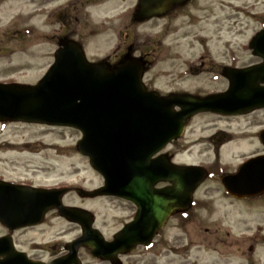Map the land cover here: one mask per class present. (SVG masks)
Masks as SVG:
<instances>
[{
    "label": "rangeland",
    "instance_id": "rangeland-1",
    "mask_svg": "<svg viewBox=\"0 0 264 264\" xmlns=\"http://www.w3.org/2000/svg\"><path fill=\"white\" fill-rule=\"evenodd\" d=\"M63 1L0 0L1 82L35 84L42 77L57 47L50 35L61 30L50 15ZM135 2L100 0L86 8V23L74 20L79 32L88 28L102 32L83 44L90 59L105 57L119 42L125 46V39L126 46L132 40L141 44L146 40L144 80L150 79L161 94L198 96L226 89L225 79L215 69L218 62L227 63L229 57L243 66L258 61L249 41L264 25V0H198L196 8L180 12L172 21L152 19L133 29L119 12ZM262 125L264 110L229 117L199 113L188 120L184 137L166 150L176 152L174 162L178 164L213 168L211 163L218 158L223 169L233 170L262 150L254 138ZM80 137L72 128L0 122V178L40 187H67L63 203L91 211L95 227L108 239L121 227L128 206L107 197H82L75 191L92 190L103 183L88 158L76 150ZM195 199L198 206L193 224L180 229L171 221L162 242L134 256L139 264H264V201L228 199L214 176L203 182ZM6 233L0 223V235ZM79 234L77 224L50 212L44 223L15 231L13 240L30 258L48 262ZM254 237L260 240L253 243ZM79 257L82 264H102L84 248L79 249Z\"/></svg>",
    "mask_w": 264,
    "mask_h": 264
},
{
    "label": "water",
    "instance_id": "water-1",
    "mask_svg": "<svg viewBox=\"0 0 264 264\" xmlns=\"http://www.w3.org/2000/svg\"><path fill=\"white\" fill-rule=\"evenodd\" d=\"M162 0H140L141 4ZM181 1V0H176ZM164 10H150L145 17ZM261 63L226 69L227 90L202 97L187 93L161 96L141 81L143 63L124 59L111 68L106 62H89L80 46L64 41L54 62L35 85L0 83V121H22L73 127L82 132L78 151L104 178V185L82 195H116L133 201L138 211L113 240H104L92 227L86 209L64 206L66 189H45L0 180V222L10 231L36 225L53 208L82 229L66 244L67 253L48 263L33 261L15 249L10 234L0 237V264H81L80 246L95 257L118 264L117 253L147 244L172 211H185L193 192L207 176L198 165L179 166L165 156L151 158L167 142L181 136L185 122L199 112L243 114L264 107V28L250 41ZM178 107L175 110L174 107ZM264 144V130L260 134ZM160 181L171 185L155 188ZM237 196L264 192V155L241 165L235 174L221 179Z\"/></svg>",
    "mask_w": 264,
    "mask_h": 264
},
{
    "label": "flooded vegetation",
    "instance_id": "flooded-vegetation-1",
    "mask_svg": "<svg viewBox=\"0 0 264 264\" xmlns=\"http://www.w3.org/2000/svg\"><path fill=\"white\" fill-rule=\"evenodd\" d=\"M99 1L100 0H67V1L65 0V1H63L64 3H62L63 5L60 4L62 6L58 7V9H56L50 15V18L51 19L54 18L55 23L57 22V24H59V28L61 29L60 31L55 30L56 32L54 31L50 35L52 42L54 44H56L55 46H59L64 39H73V40L77 41L78 44L81 45L82 49L87 54L86 48L83 45L85 43V41H87V38L92 39L95 36L101 34L102 32H100V30H96L94 28H88L85 32H79L75 29L74 20H75V22L78 20H81V21L83 20L84 23H86L87 22V16H86V13H87L86 10L87 9L86 8L89 5H91L92 3H96ZM196 1H198V0H181V1L162 0L160 2L152 1V2L147 3V4H141L140 0H136V2L133 4L132 7H130V9H128L127 11L122 10L119 12V14H121V13H122V15L124 14L125 15L124 19L126 18L127 23H128L126 26L130 25L134 29L135 26L140 25V24H144V23H146L152 19L160 18V19H165L166 22L172 21V20L176 19L177 17H179V15L180 16L182 15L180 12L185 11V10L188 11L191 8H196L195 7V5H197V4H195ZM150 10H164V11L160 16H153L150 18H146V17L144 18L146 13H148ZM116 15L117 14H115V16ZM52 24H54V23H52ZM108 30H110V29H108ZM122 31H123V29H122ZM125 32H126V37H127L129 29H127V31H125ZM145 41H143V43H145ZM127 42H128V39L127 40L125 39V41H124L125 46H122L123 43L119 42L118 45L113 50H111L107 55H105V57H102V59L104 61H108L112 66H116V65H118V63L121 59L138 57V58L143 59L145 61L146 65H148V63L146 61L147 52L143 50V43L141 44L136 40H132L131 44L126 46ZM91 60H95V59H91ZM258 61H259V59H258ZM258 61H256V62H258ZM242 66L243 65H238L237 62H235L234 60H232L231 57H229V61L227 63L218 62L217 66H215V69H217L216 71H218L220 73L219 76H222L225 79L226 83L228 84V81L223 76V70L226 67H242ZM191 68H192V66H191ZM145 75H146V72L144 73L143 80L145 78ZM144 84L147 86V88L153 89L152 81L150 79L144 80ZM258 110H264V108L257 109L255 111H258ZM255 111H252L251 113H253ZM216 116H220V115L216 114ZM261 128H264V125H262ZM259 134H260L259 131H257L255 133L254 138L256 139L257 144L261 146L262 150L260 152H257L256 154H252V155L264 154V145L259 138ZM177 141L178 140H173L167 146L172 145V144L176 143ZM167 146L163 149V154H165L166 157L169 158L171 161H174V156L176 155V152H171L169 150H166ZM166 185H167V183H161L160 184L161 187L166 186ZM224 195L228 199H232V200H236V201H244V202L255 201V200L264 201V193L259 194V195H254V196L245 195L242 198H238V197L231 195V194L224 191ZM107 198H112L113 200L117 201V203H122V204H125L128 206V208H127L128 214L123 219L121 227L123 225H125L127 222L133 220V218L136 214V210H137V206L134 203L127 201V200H124V199H121V198H118V197L107 196ZM192 208H194V207L192 206L189 211L184 212V213L179 212V211H174L170 215V217L166 220L165 225L158 230L157 235L154 237L153 241L148 246L137 245L132 252L119 254L118 258L120 260V264H139L140 261H138L134 256L140 255V254H138L139 253L138 251L143 250V253H144L145 251H149V250H151V248L156 246L158 241L162 242V239H163L162 237H164L163 231L167 228V226H169L171 221L174 220L175 226L177 228H180V229L184 228L185 226H187L189 224L192 225L194 222V219H195L194 210H192ZM51 213H55L57 216L60 215L56 211H52ZM258 226H259L258 228L260 229V232H262L263 231L262 226L261 225H258ZM119 229H117L116 232ZM113 235L111 238H113ZM261 236L264 237V234H261ZM259 240L260 239L258 237H254L253 243L258 242ZM252 248L253 247L251 246L250 249L252 250ZM60 252H64V250L61 249ZM96 260L102 264H110L109 262H106V261H101L99 259H96Z\"/></svg>",
    "mask_w": 264,
    "mask_h": 264
},
{
    "label": "bare ground",
    "instance_id": "bare-ground-1",
    "mask_svg": "<svg viewBox=\"0 0 264 264\" xmlns=\"http://www.w3.org/2000/svg\"><path fill=\"white\" fill-rule=\"evenodd\" d=\"M27 152H28V153H27ZM48 152L51 153V151H48ZM23 153H25V154H31L32 152H31V151H28V150H24ZM32 154H33V153H32Z\"/></svg>",
    "mask_w": 264,
    "mask_h": 264
}]
</instances>
